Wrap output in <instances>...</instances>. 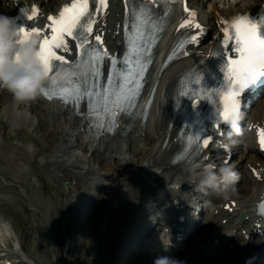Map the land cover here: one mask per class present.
<instances>
[{"label":"rangeland","instance_id":"obj_1","mask_svg":"<svg viewBox=\"0 0 264 264\" xmlns=\"http://www.w3.org/2000/svg\"><path fill=\"white\" fill-rule=\"evenodd\" d=\"M231 1L235 0H221L218 4L225 7ZM196 2L202 3L201 0ZM7 97L10 100L8 95H3V106L9 102ZM44 108L41 106L46 111L47 108ZM0 114V218L9 220L14 227V232L0 234L4 238L0 236V243L17 248L21 243L31 261L38 264H57L58 259L62 264L182 262L185 251H189L202 226H198L181 246H176L178 248L173 253L167 256L150 254L145 247L163 237L159 230L148 235L140 226L141 219L127 222L129 219L124 217H130L125 213L129 208L121 206L118 201H113L104 210L100 209L105 193L127 170L128 163L119 159L118 153L105 155L104 159L95 158L91 163L93 171L101 176V185L93 184L90 174H78L71 179L65 176V167L56 160L63 142L56 130L51 133L53 127L47 116L43 115L39 125L26 128L18 126L16 119L3 110ZM126 156L129 157L124 154L123 158ZM73 158L76 160V157ZM91 190L97 193L96 206L90 209L93 206L91 203L88 209H83L79 201ZM137 231L142 232L141 238L146 239L135 243L138 240L134 236ZM95 246L96 254L92 253ZM222 249L215 260L207 264H226V247ZM14 250L8 254L12 264H30Z\"/></svg>","mask_w":264,"mask_h":264},{"label":"bare ground","instance_id":"obj_2","mask_svg":"<svg viewBox=\"0 0 264 264\" xmlns=\"http://www.w3.org/2000/svg\"><path fill=\"white\" fill-rule=\"evenodd\" d=\"M7 1L12 2L13 0H0V9L4 4L10 7ZM260 1L261 0H237L235 4L230 3L229 6L220 7L217 0H207L204 6L207 4H209V6L211 5L208 19L210 23H216L222 21L223 16L238 10H244L248 6L259 3ZM49 2L53 4L54 2H59V0H49ZM45 5H47V3H45ZM203 48H206V46ZM198 58H200V56ZM190 62L189 60L186 64ZM44 102L48 104L45 106V108H47L45 115L46 112L50 114L48 117L49 121L50 118H53L57 114L59 115L54 118V125H58V130H56V132L60 134L63 143H61L60 154L56 157V160L65 167V176L68 175V177L74 179L78 174H91V163L95 158L104 159L105 155H109L102 154V152L111 154L114 152L128 153L127 155L130 154L129 157L127 158L126 156L123 158L125 163H128L127 170L125 169L123 176L119 178L115 186L105 193L106 195L100 202V209L104 210V208L113 201H118L121 206L127 205L129 208L125 213L130 217H124L129 219L127 222L132 219L138 220L139 218H145L147 222H152L155 221L156 218L151 217L149 214L150 212L148 213L151 205L147 203V200L152 198L153 205H156L158 201L162 199L164 204L169 203V207L166 206V209L170 213L165 217L166 223L164 227L172 224V220L176 219V212L173 211L171 203L173 199L179 195V188H192L198 181L196 179L195 183L191 186L190 182L196 178L195 173L182 164L172 165L170 163L169 160L175 150V144H168L164 148L162 147L164 138L162 137L163 130L160 123L152 126L147 135H143L138 128H134L129 134V140L126 138L121 140L117 136L116 138L110 139V135L94 134L91 125H89L86 120H83L79 116H74L70 113L69 109L67 110L63 107V104L59 106L58 103L60 102ZM17 107V103H13L12 100H9L4 106L6 113L11 116H13V112ZM261 113H264V98L257 104V107L252 111L251 115L258 117ZM26 116L27 112L25 115H22L20 119L26 122ZM136 131H139V133ZM51 133L55 132L51 130ZM246 147L247 151H242L238 156L239 163L233 166L239 172L240 180L230 193L233 195L232 198L239 201L242 207L241 210L245 215L252 216L254 214V210L251 207L252 202L258 199L264 182L257 181L253 177L247 164L251 159L255 162L256 160L262 159V157L258 154L253 142L246 145ZM136 148L140 149V160H138L136 154L135 157L132 158L134 155L133 150ZM73 157H76V160H73ZM94 190L96 191V189ZM163 190H165V192H163ZM95 191L92 192L91 190V192L83 196L82 199L80 198L81 200L79 202L83 209H88L91 203H93V206H91L90 209L96 206L95 201L97 193ZM216 197L221 201H225L226 199V196L217 193ZM217 206L218 202L212 208V211L208 212L206 215L207 221L209 222L207 224L205 223V228L191 245L189 251L183 256L182 264H207L213 261V256L208 254H214L218 247L226 242L227 247L224 249L225 255L228 256L226 264H234L235 258L237 259L238 255L239 261L241 257L248 252L247 247L251 245L252 241L245 239L243 232L234 231V229H238V226L241 229L242 227L249 228L251 223L250 219L246 218L244 222H240L238 218L230 217L227 223H223L222 219L228 216L229 213L222 207ZM236 222L243 223V225H237ZM104 225H106V223ZM169 234L175 237L176 230H171ZM0 236L4 240L3 236ZM211 236L218 237L220 243L216 244L211 241ZM238 240H242L246 245H238ZM231 241H236L232 249L229 248V243ZM152 246L155 249H161L163 251H167L168 249L167 246L160 245L157 241L153 242ZM201 249L203 250L201 251ZM96 250L97 246H95V249L92 247V253L96 254ZM206 250L209 251L208 254H206Z\"/></svg>","mask_w":264,"mask_h":264},{"label":"clouds","instance_id":"obj_3","mask_svg":"<svg viewBox=\"0 0 264 264\" xmlns=\"http://www.w3.org/2000/svg\"><path fill=\"white\" fill-rule=\"evenodd\" d=\"M18 26L16 18L0 12V89L10 92L18 103L35 100L41 95L45 82L49 79V69L43 58L40 47V37L26 34ZM239 112L231 113L225 122L231 130L240 131ZM231 134V133H230ZM195 173L196 188L228 196L240 180L239 172L228 163L190 165ZM14 232V227L7 219L0 218V233ZM178 264L182 262L178 261Z\"/></svg>","mask_w":264,"mask_h":264},{"label":"snow or ice","instance_id":"obj_4","mask_svg":"<svg viewBox=\"0 0 264 264\" xmlns=\"http://www.w3.org/2000/svg\"><path fill=\"white\" fill-rule=\"evenodd\" d=\"M100 8L106 9L108 6V0H98ZM93 11H96L93 8ZM50 19L53 21L52 27V35L49 37L48 35H43L42 40L40 41L41 52L43 53V58L48 66L49 69V79H52L50 74L54 71V62L55 61H64L66 58L62 55H59L57 49L63 47L67 44V41L64 39L65 34L68 36H77L81 37V29H86L87 33L92 32V26L94 21L90 18L89 13V0H73V3L64 5L62 11L59 14V17L52 16ZM187 23V21H185ZM241 23L243 21L237 22L236 28L239 33V29L241 27ZM199 27V25H197ZM252 28L251 31L241 34L243 36V44L244 47L237 48L238 52L243 53L241 55L240 60L232 59L231 56L228 57L231 66L235 67L237 65L240 66L242 71L245 73V76L240 79V83L242 87H247L251 82L256 81L260 76H264V36L258 35L255 31L254 26H249ZM22 30L28 34L29 29L27 26H23ZM229 30L226 28L225 32ZM32 33H40L41 29L39 28H32ZM95 40L98 42H103L102 37L97 35L95 36ZM241 42L240 38L238 37L237 43ZM227 43V41H225ZM85 45H88L91 48V44L87 36L81 37V42L79 44V48L81 49L82 53L85 49ZM91 59H95L97 64L99 65L101 54L99 52H95L90 56L89 63ZM116 61L113 58V67L115 68ZM140 71H143L141 67ZM100 74V73H98ZM59 75V74H57ZM130 73L124 74L123 79L128 82L130 79ZM108 83V96L107 99L110 101L112 96L116 97L115 103H120L121 100H130L131 98V90H127L128 94L125 95L122 90L114 91L112 89V79L110 77L106 78ZM95 91V83L91 89H83L82 83L77 84L75 88L69 89L64 88L61 90L60 95L65 98L69 99L70 94H78V93H86L85 95H79L78 99L84 100L85 98L88 99L89 106L91 107V98ZM43 92L45 95H49L46 88H43ZM97 96L102 95L103 93H95ZM238 96V93L232 92L230 94H225L224 99L225 101H229L231 98V107L227 104L225 106L223 116L227 118L231 113L238 112V101L235 97ZM199 103V101H197ZM209 139L204 140V144L207 145Z\"/></svg>","mask_w":264,"mask_h":264}]
</instances>
